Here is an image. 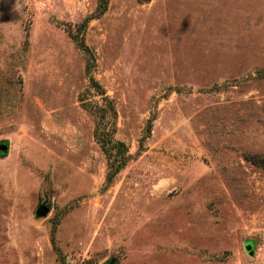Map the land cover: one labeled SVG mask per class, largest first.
Returning <instances> with one entry per match:
<instances>
[{"label":"rangeland","instance_id":"1","mask_svg":"<svg viewBox=\"0 0 264 264\" xmlns=\"http://www.w3.org/2000/svg\"><path fill=\"white\" fill-rule=\"evenodd\" d=\"M96 5L0 0V264H264V0Z\"/></svg>","mask_w":264,"mask_h":264},{"label":"trees","instance_id":"2","mask_svg":"<svg viewBox=\"0 0 264 264\" xmlns=\"http://www.w3.org/2000/svg\"><path fill=\"white\" fill-rule=\"evenodd\" d=\"M109 0H97L96 11L97 14H101L108 5ZM86 21V20H85ZM83 43V41H81ZM81 43V44H82ZM93 84L97 85L98 82L94 77H91ZM99 85V84H98ZM104 93V92H103ZM106 96V95H105ZM109 100V99H108ZM110 102V101H109ZM110 110L112 116H116V109L112 103H108L107 107L103 109ZM105 112L100 113L101 129H95V136L107 156L108 159V171H107V180L110 181L113 176L124 166V164L129 159L128 148L125 142L121 139L115 138L113 136L114 127L106 128V122L103 121ZM104 122V123H103ZM252 162L259 163L261 160L260 157L256 154L247 155Z\"/></svg>","mask_w":264,"mask_h":264},{"label":"water","instance_id":"3","mask_svg":"<svg viewBox=\"0 0 264 264\" xmlns=\"http://www.w3.org/2000/svg\"><path fill=\"white\" fill-rule=\"evenodd\" d=\"M8 151V143L6 142H0V153H6ZM49 207L45 204H40L38 209H37V213L40 215H45L48 211ZM245 248L246 250L249 252V254H253V249L251 247L250 243H246L245 244ZM114 262V258H110L108 263H100V264H113Z\"/></svg>","mask_w":264,"mask_h":264},{"label":"built area","instance_id":"4","mask_svg":"<svg viewBox=\"0 0 264 264\" xmlns=\"http://www.w3.org/2000/svg\"><path fill=\"white\" fill-rule=\"evenodd\" d=\"M65 264H74L72 261H66Z\"/></svg>","mask_w":264,"mask_h":264}]
</instances>
